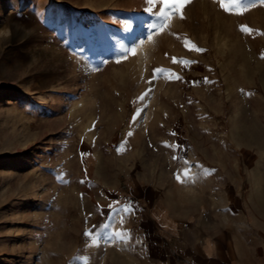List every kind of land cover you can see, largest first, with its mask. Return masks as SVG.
Here are the masks:
<instances>
[{
	"label": "rangeland",
	"instance_id": "1",
	"mask_svg": "<svg viewBox=\"0 0 264 264\" xmlns=\"http://www.w3.org/2000/svg\"><path fill=\"white\" fill-rule=\"evenodd\" d=\"M8 1L0 0V264H76V240L94 233L131 181L140 195L127 203L149 208L152 131L171 125L175 157H199L200 120L222 102L225 82L261 90L264 3L190 0L183 19L168 10L162 27L147 11L159 12V0ZM130 125L140 150L125 154L120 184L116 144Z\"/></svg>",
	"mask_w": 264,
	"mask_h": 264
},
{
	"label": "crops",
	"instance_id": "2",
	"mask_svg": "<svg viewBox=\"0 0 264 264\" xmlns=\"http://www.w3.org/2000/svg\"><path fill=\"white\" fill-rule=\"evenodd\" d=\"M57 10L51 9L53 21ZM87 36L78 37L88 43ZM261 84V90L251 91L243 79L235 86L225 82L222 102L214 111H204L200 120L199 157L192 151L175 157L171 125L152 131L157 151L150 164L149 208L127 203V195H140L131 181L129 193L125 190L116 206H104L105 216L94 233L76 240L71 261L264 264V75ZM139 145L137 126L125 128L116 144V153L123 157L117 168L120 184L127 175L125 154L134 157ZM86 165L92 170L95 160L88 158ZM56 245L54 255L60 259L61 244Z\"/></svg>",
	"mask_w": 264,
	"mask_h": 264
},
{
	"label": "snow or ice",
	"instance_id": "3",
	"mask_svg": "<svg viewBox=\"0 0 264 264\" xmlns=\"http://www.w3.org/2000/svg\"><path fill=\"white\" fill-rule=\"evenodd\" d=\"M262 3H264V0H261ZM148 3L151 5L154 3V0H148ZM159 3L162 5L159 12H153L152 8L149 7L147 9L148 12L152 13L153 15H156L161 20V26L163 27L164 22L168 19L169 11L179 12L180 18L183 19V8L190 3V0H159ZM221 6L224 7V0H221ZM227 10V9H226ZM157 25L150 24L149 28L155 29ZM241 30L245 32H251L252 30L248 29L247 26H241ZM199 51V49H195ZM133 53L135 52V49L131 50ZM173 62H179L177 58L173 57ZM154 71H163V69L154 70ZM177 79H180V77H177ZM187 175V173H185Z\"/></svg>",
	"mask_w": 264,
	"mask_h": 264
}]
</instances>
